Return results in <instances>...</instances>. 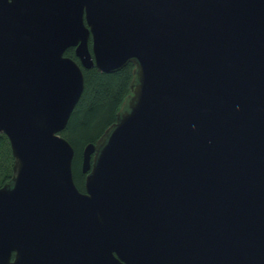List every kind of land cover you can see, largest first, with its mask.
<instances>
[{"label": "water", "instance_id": "95a60500", "mask_svg": "<svg viewBox=\"0 0 264 264\" xmlns=\"http://www.w3.org/2000/svg\"><path fill=\"white\" fill-rule=\"evenodd\" d=\"M129 62L82 190L83 67ZM0 132V264H264V0H0Z\"/></svg>", "mask_w": 264, "mask_h": 264}, {"label": "trees", "instance_id": "16d2710c", "mask_svg": "<svg viewBox=\"0 0 264 264\" xmlns=\"http://www.w3.org/2000/svg\"><path fill=\"white\" fill-rule=\"evenodd\" d=\"M89 43L92 47V37ZM65 53L79 61L74 46L68 47ZM134 67L133 62L111 72L102 71L96 65L83 67L85 87L63 130L75 148L74 178L82 190L85 189V175L81 168L83 148L86 143L96 141L117 119V112L131 91ZM13 164L14 155L9 137L0 132V186L12 178Z\"/></svg>", "mask_w": 264, "mask_h": 264}, {"label": "flooded vegetation", "instance_id": "af4514ba", "mask_svg": "<svg viewBox=\"0 0 264 264\" xmlns=\"http://www.w3.org/2000/svg\"><path fill=\"white\" fill-rule=\"evenodd\" d=\"M84 173V175L86 176V172H83ZM84 180H85V178H84ZM85 190V189H84Z\"/></svg>", "mask_w": 264, "mask_h": 264}]
</instances>
